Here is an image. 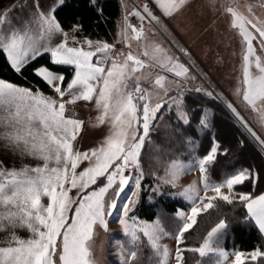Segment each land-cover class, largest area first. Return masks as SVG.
I'll list each match as a JSON object with an SVG mask.
<instances>
[{
	"label": "snow or ice",
	"instance_id": "1",
	"mask_svg": "<svg viewBox=\"0 0 264 264\" xmlns=\"http://www.w3.org/2000/svg\"><path fill=\"white\" fill-rule=\"evenodd\" d=\"M151 3L152 0H148L144 5L143 14L135 11L132 15L142 23L147 18L149 22L159 24L160 16L150 7ZM186 3L187 0H155V6L164 16L169 17L179 13ZM15 5L16 0H10L7 6L0 7V49L7 54L10 67L16 73H22L30 60L35 61L46 53L50 54V63L34 68L33 73L60 100L45 97L39 90L34 93L29 88L0 79V110L6 113L0 119L4 128L0 139L10 147L43 161L42 166L36 167L0 168V230L26 227L32 233L29 239H21L12 233L5 241L6 246H0V264H56L53 257L58 248L59 264H94L89 243L93 237L94 226L100 225L107 230L106 217L112 216L114 211L121 212L119 223L133 242L137 240L139 231L148 238L151 247L158 250L157 232L162 231L159 225L141 224L130 213L134 212L145 179L140 156L149 136L150 126L169 101L177 108L180 105L175 96L168 95L171 89L167 85V76L157 75L150 83L154 88L163 90L167 99L161 98V102L153 107L149 103L151 93L142 85V77L137 73L145 67L171 73L179 78L176 82L177 89L183 92L181 85L189 78H194L190 77L189 67L168 55L158 45L151 48L145 46L142 55L148 57L147 62L132 52H128L126 56L121 52L119 55L124 56L123 63L113 58L114 46L106 42L93 43L85 40L86 48L70 46L68 33L53 12L43 11L39 0H33L30 5L31 15L14 26V17L11 14L25 10L23 4L19 8ZM66 6L65 0H60V7ZM92 6H95L94 3ZM228 12L233 16V27L241 29L246 45L242 100L246 107L259 113L260 123L264 125V63L259 57H255L253 40L257 36L245 28V24L251 25L258 33L260 44L264 46V23L241 17L232 8ZM142 23L140 27L131 23L127 25L134 34L133 39L142 38ZM79 27L74 25L73 31H78ZM57 35L63 39L53 46L50 41ZM76 43L78 42L73 38V44ZM180 51L187 54L186 49ZM252 57L255 58L251 59ZM108 60L112 61L110 66H106ZM253 64L256 74L251 71ZM53 65L74 68V75L66 88L62 87L65 75ZM194 91L199 93L203 89L195 88ZM66 96L70 99L65 100ZM93 100L100 110L98 123L110 124L111 134L99 148L80 152L74 149L73 142L81 132L83 121L66 117L65 103ZM227 107L251 135L260 139L231 102ZM177 119L187 126L183 130L187 137L195 135L187 112H181ZM198 122L201 126H207L203 119ZM221 154L227 155V151L221 153L219 144L213 140L210 148L188 169L198 168L205 195L199 196V190L194 185H189L179 193L191 201L192 207L190 213L178 214L182 223L174 237L177 244L176 264H185V251L198 253L200 257L219 251L223 260H228V254L215 247L218 239L229 227L225 219H220L208 231L199 247H181L185 234L193 228L202 213L217 208V201L229 205L236 203L235 186L243 185L245 181H251L255 185L259 179L258 174L254 177L249 169H243L222 182L213 183L209 173ZM84 161L88 162V167L77 172ZM129 169L134 171L128 172ZM179 174L174 172L172 178L164 182L174 187ZM133 180L135 190L130 197H123L125 202L122 208H118L117 198L122 197L125 188ZM98 182L100 186L93 189L92 186ZM72 189L77 190L78 200L69 195ZM222 189H227V192ZM153 194L162 193L153 189ZM44 197H47L46 204L42 202ZM238 202L247 210L245 219L255 221L259 231L264 233V194L253 197L242 192L238 194ZM74 205V213L69 217ZM129 220L133 224L130 225ZM58 240L61 242L58 243ZM137 255V251H130L121 264H136ZM167 255L165 249L164 256ZM262 258L264 250L259 248L247 253L236 251L231 264H256L258 259L264 264Z\"/></svg>",
	"mask_w": 264,
	"mask_h": 264
},
{
	"label": "trees",
	"instance_id": "2",
	"mask_svg": "<svg viewBox=\"0 0 264 264\" xmlns=\"http://www.w3.org/2000/svg\"><path fill=\"white\" fill-rule=\"evenodd\" d=\"M65 3L66 7H60L59 4L55 8L54 15L64 31L72 30L69 44H73V38L78 42L73 45H82L85 40H103L112 43L117 39V23L122 15L121 0H92L91 3L90 0H65ZM93 3L95 6H92ZM74 25L80 26L78 31H73ZM49 63L50 54L46 53L35 61L30 60L22 73H16L10 67L4 52L0 50V78L31 90L54 95L51 88L33 73L34 68ZM53 67H58L65 75L66 79L62 85L65 88L74 75V68L55 65ZM179 105V108L171 106L168 110L165 107L162 109L142 147L140 163L145 179L134 209L135 216L150 220L162 215H174L178 209H187L189 204L181 197L173 195L167 185L160 186L159 193L162 194H153L155 172L161 171L170 159L199 158L206 149L210 148L213 140L219 144L221 153L226 150L227 155L218 156L209 173L210 180L213 183L222 182L227 176L242 168L249 169L254 175H259L255 185L251 181H245L243 185L235 186L234 190L248 193L253 197L264 192V153L220 101L203 91L197 93L194 89H188L184 92ZM180 111L187 112L192 121L191 128L195 130L194 136L187 137L183 131L187 126L177 119ZM199 119L205 120L207 126H201ZM167 128H170L171 137L167 136ZM225 128L231 130L230 135L223 133L222 129ZM229 142L235 144L228 146ZM162 143H166L164 149L159 148L160 151H155L154 147H162ZM247 147L252 151L247 150ZM236 200L237 202L232 205L217 201V208L202 213L193 228L185 234L181 247L185 249L199 247L208 231L220 219H225L229 227L216 242L217 249L264 250L263 235L253 220L245 219L247 210L238 199ZM178 226L179 223L176 228ZM137 253L136 264H157L160 258L146 246L138 247ZM184 257L185 264H217L218 262L216 253L200 257L198 253L185 251ZM256 264H261V261L258 259Z\"/></svg>",
	"mask_w": 264,
	"mask_h": 264
},
{
	"label": "rangeland",
	"instance_id": "3",
	"mask_svg": "<svg viewBox=\"0 0 264 264\" xmlns=\"http://www.w3.org/2000/svg\"><path fill=\"white\" fill-rule=\"evenodd\" d=\"M124 2L125 1L122 2L121 0L122 6L124 5V8L122 7L123 15L125 13L123 11H127L128 9ZM209 2L210 13L206 5H197V3L194 1L192 4L186 5L178 14L184 15V20L182 19L181 21L184 36L190 40L197 55L200 56L199 61H192L191 55L188 54V57L185 54L183 55V58L187 59L191 65V67H189L190 72L194 73V78H190L191 84L181 85L183 88V95L188 89L195 88H202L203 93L206 94L211 93L210 96L220 101L228 113L240 124V126L247 132V134L264 153V143H261V141L264 140V125L260 123L259 113L253 112L251 109L246 107L242 100L244 65L243 57L245 54L246 45L243 41V36L241 35V29L239 27H233V16L230 12H228V9L232 8L241 17L253 20L254 22L264 23V0H209ZM200 7H202L201 11ZM214 8H216V11H214ZM250 9L251 11H249ZM216 12L217 15L213 16L216 14ZM158 28L160 29L154 28L156 31L154 34L155 38L149 42L150 45L148 47L151 48L153 45L160 44V46L162 45V48L166 50L167 54L173 57V55L177 54L174 47L176 46L174 43L175 41L160 23L158 24ZM245 28L251 31L253 35L257 36V39L253 40L255 57H259L261 62L264 63V46H262L259 42L258 33H256L255 30L251 28V25L245 24ZM160 30H162L164 34ZM126 55L127 53L125 56ZM202 55L204 57H202ZM176 57L181 63L182 57L177 55ZM255 57H252L251 59H254ZM123 60L124 57L121 58V63H123ZM251 71L256 74L254 64L251 68ZM191 73L190 77L192 76ZM147 74L148 68H143L137 73V75L141 76L142 78H144V76ZM175 83L173 82L169 84L171 91L168 93V95L175 96L177 98V103L179 104L183 95L181 97L176 96L175 92L178 89L177 84ZM132 87H134V82L132 83ZM156 90H159V88H156ZM151 98L152 97H150L149 103L153 102V99ZM162 98L165 100L167 99V97L164 95H162ZM229 102H231L233 106L245 117L248 127L256 132L260 139H257L251 135L244 124H242L235 117L231 109L227 107ZM171 106L175 105L169 101L165 108L168 110ZM180 113L181 111L178 112L179 115ZM159 114L160 112L157 114V118L159 117ZM155 121L150 126L149 134L151 133L150 131L152 130ZM101 126L103 127V125ZM103 128L104 129H102L101 133H99L101 134L99 136V144L88 142V151L99 148L105 138L111 134L110 124H104ZM167 130V136L171 137L170 128H167ZM222 130L225 135L226 133L227 135H230L231 130H228V128ZM140 134H142V128L140 129ZM165 144L166 143H162V147L155 146L154 150L157 152L163 150ZM233 144H235V142H229L228 146H232ZM246 149L252 151L250 147H247ZM196 160L197 159H170L161 171L155 172V178L153 179V189H157L159 192L161 185L169 186L173 195L181 197L189 204L187 209H178L174 215H162L150 220L138 218L135 216L134 212L130 213V215L137 217L138 222L141 224L147 223L159 225V229L162 231L158 230L157 232V235L159 236L158 250L153 249L150 242L148 241V238L139 231H137V240L133 242L131 236L124 233L123 227L119 223L121 212L114 211L112 216L106 217L107 230H105L100 225L94 226L93 237L89 242L91 259L94 261V264H121V261L130 253V251H138V247L142 248L145 246L150 248V250L154 251L155 255L160 257L157 264H176L175 251L177 244L174 237L178 229L176 228L177 224L179 223L180 226L182 223L178 214H188L190 213V209L192 207L191 201L185 199L183 196H180L179 193L189 185H194L199 190V196L205 195L204 191L202 190V184L200 183V172L198 168L195 170H188L193 167ZM81 166L82 169H80V171H83L84 168L88 167V162H82ZM243 169L244 168L240 170ZM127 171L132 172L131 170ZM174 172L180 174L175 180V186L173 187L172 184L165 183L164 181L171 179ZM228 177L230 176H227L226 178ZM98 186H100L99 182L97 185L92 186V188L94 189ZM133 190H135L134 180L131 181L130 184L125 188L122 197L117 198L118 208H122V204L125 202L123 197H130ZM222 191L227 192V189H222ZM235 193L237 194L236 199H238V194L242 192L235 191ZM208 194L212 195L213 193ZM69 195L76 200L79 199L76 189H72L69 192ZM74 209L75 205L69 212V217H71V215L74 213ZM129 224H133V221L129 220ZM135 244L137 246H135ZM133 245L135 247H133ZM165 249H167L168 252L166 257L164 256ZM58 250L60 249L58 248ZM242 252L247 253L251 251ZM57 264H59V262Z\"/></svg>",
	"mask_w": 264,
	"mask_h": 264
},
{
	"label": "crops",
	"instance_id": "4",
	"mask_svg": "<svg viewBox=\"0 0 264 264\" xmlns=\"http://www.w3.org/2000/svg\"><path fill=\"white\" fill-rule=\"evenodd\" d=\"M123 1H125L124 3L127 5V8H128L127 11H128L130 9V4L126 0H122V2ZM194 1L197 3V5H200V4L206 5L208 11L210 10L209 0H187V3L185 4V6L188 4H192V2H194ZM9 2H10V0H0V7L7 6L9 4ZM32 3H33V0H16L15 6L17 8H19L21 6V4H23L25 10L23 12H13L11 14L14 17V26L19 25L21 21H23L27 16L31 15L30 5ZM39 3L42 5L43 11L54 13L55 8L60 4V0H39ZM152 4L155 6V0H152ZM207 5H209V6H207ZM122 7L124 8V5ZM155 8L157 9L159 16H160V24L169 33V35L172 37V39L175 41L174 43L176 46H174V47H175V50L177 52L176 55L182 57L181 63L184 62L183 64H185V66L191 67L189 61L187 59L183 58V55L185 53L181 52L180 49H186L187 54H185V55L186 56L188 54L191 55L192 61H199L200 56L197 55V53L193 47V44L190 42V40L184 36L183 28H182L183 26L181 24V21L184 18L183 17L184 15H178L179 13H176L170 17L164 16L163 13L159 10V8H157L156 6H155ZM201 9H202V7H200V11H201ZM214 11H216V8H214ZM123 12H126V11H123ZM209 13H210V11H209ZM216 15H217V12L213 16H216ZM123 17H124V15L122 13V17H120V19L118 20V23H117V39L114 42L110 43V42L103 41V40H91V41L93 43H96V42L105 43L106 42V43L111 44V45L116 44V46L123 48L124 56L128 52H132L134 55L140 56L141 59H143L147 62L148 57L143 56L142 53L145 50V46H149L150 45L149 42H151V40L153 38H155L154 37V34L156 32L155 29L154 28L145 29L143 36L140 40L133 39V35H132L131 31L127 27L128 23ZM160 31L163 33L162 30H160ZM65 32L68 33V36L70 38L72 35V30L65 31ZM126 37H127V39H126ZM62 39H63L62 36L57 35V36L53 37V39L50 41V43H51V45L54 46L56 43L60 42V40H62ZM69 45L70 46H78V47L83 46L85 48L87 47V45H85L84 42L82 45H73V44H69ZM158 46H160V44ZM160 47H162V45ZM0 50H2V49H0ZM4 54L7 57V54L5 52H4ZM176 55H173L174 59H177ZM202 57H204V56L202 55ZM118 61L121 63V59H119ZM111 63L112 62H109L106 66H110ZM145 68H148V74L145 75L144 78L141 79V83L152 94L151 99H153V102H150V104L154 107L156 105V103L161 102V98H162V95H164V92L161 89L156 90V88H153V86L151 85L150 82L154 81V79L156 78L157 75H166L167 76V85L169 87L170 83L177 82V80L179 78H176L173 76V74L166 73L163 70H160L158 68H152V67H145ZM191 74H192L191 77H194V73H191ZM0 79H2V78H0ZM6 82H9V81H6ZM175 84H177V83H175ZM184 84H191L190 78L185 83H183L182 85H184ZM15 85H17V84H15ZM17 86H20V85H17ZM20 87H23V86H20ZM32 91L35 93L37 90H32ZM41 93L45 97H51L52 99H55L57 101L60 100V98L56 94L51 95V94H47L44 92H41ZM67 99H70V97L66 96L65 100H67ZM75 104L78 106L88 107L90 110L89 115L87 117H85L83 120H81V121H83V127L81 129L80 134L77 136L76 141L73 142V146H74L75 150L80 151V152H87L88 151V145H87L88 142L93 143V144H95V143L99 144L98 143L99 139H100L99 136L101 135L99 133H101L102 129H104L103 128L104 125L102 127L97 121V117L100 115V110L97 108L94 100L90 101V102L77 101ZM4 115H6V113L3 112L2 110H0V119H2V117ZM3 131H4L3 125L0 124V135H2ZM81 164H80L79 168L77 169V172L80 171V169H82ZM42 165H43L42 160L28 156L26 153L10 147L7 142H5L3 139H0V168L21 169L24 167H36V166H42ZM261 194H264V192H262ZM261 194H259V195H261ZM235 199H236V197H235ZM42 202L46 204L47 203V197L42 198ZM253 222L255 223V221H253ZM255 225H256V223H255ZM256 227L258 228L257 225H256ZM12 233H15V235L21 239H29L32 236V233L26 227L25 228L17 227L15 229L5 228L4 230H0V246H6L5 241L10 238ZM261 234L264 237V233H261ZM206 235H205V237H206ZM60 242L61 241L58 240V243H60ZM219 250H224L223 252H227L228 260L224 261L223 258L220 256L219 251L214 252L218 255L217 264H231V261L234 259V253L236 251H239V250H226V249H219ZM59 251L60 250H57V254L53 257L56 264L59 262Z\"/></svg>",
	"mask_w": 264,
	"mask_h": 264
},
{
	"label": "built area",
	"instance_id": "5",
	"mask_svg": "<svg viewBox=\"0 0 264 264\" xmlns=\"http://www.w3.org/2000/svg\"><path fill=\"white\" fill-rule=\"evenodd\" d=\"M129 4H130V9L124 13V18L128 23H131L137 27L141 26V21L132 15L133 12L135 11H140L143 14V8L144 5L146 3H148V0H126ZM150 7L154 10L155 14L159 15L157 9L155 8V6L151 3ZM143 29H149V28H158V24H156L155 22H149V20L146 18L145 21H143L142 23ZM113 52H112V56L114 59H121L124 56H120L119 54L122 52L124 54V50L122 47H118L115 45H113ZM116 46V47H115ZM99 55V54H98ZM111 60H108L106 62V65L110 62ZM95 62V60H94ZM176 96L181 97L183 95V92H180L179 90H176L175 92ZM90 110L88 107L85 106H78L76 104H65V115L66 117L69 118H76L79 120H83L85 117H87V115H89ZM131 171H134L133 169H129Z\"/></svg>",
	"mask_w": 264,
	"mask_h": 264
},
{
	"label": "water",
	"instance_id": "6",
	"mask_svg": "<svg viewBox=\"0 0 264 264\" xmlns=\"http://www.w3.org/2000/svg\"><path fill=\"white\" fill-rule=\"evenodd\" d=\"M130 31H131V29H130ZM132 33V32H131ZM132 35H134L133 33H132Z\"/></svg>",
	"mask_w": 264,
	"mask_h": 264
}]
</instances>
